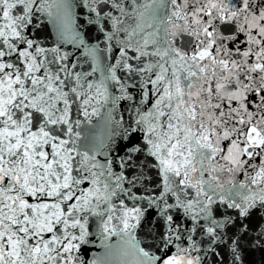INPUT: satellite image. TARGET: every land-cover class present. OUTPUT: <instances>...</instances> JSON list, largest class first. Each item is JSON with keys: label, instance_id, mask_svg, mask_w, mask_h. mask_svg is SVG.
<instances>
[{"label": "snow or ice", "instance_id": "6c2138e0", "mask_svg": "<svg viewBox=\"0 0 264 264\" xmlns=\"http://www.w3.org/2000/svg\"><path fill=\"white\" fill-rule=\"evenodd\" d=\"M0 264H264V0H0Z\"/></svg>", "mask_w": 264, "mask_h": 264}, {"label": "water", "instance_id": "95a60500", "mask_svg": "<svg viewBox=\"0 0 264 264\" xmlns=\"http://www.w3.org/2000/svg\"><path fill=\"white\" fill-rule=\"evenodd\" d=\"M260 259H261V256L259 253H256L250 257V260L253 262H258V261H260Z\"/></svg>", "mask_w": 264, "mask_h": 264}]
</instances>
